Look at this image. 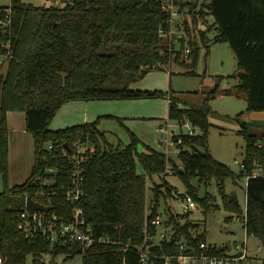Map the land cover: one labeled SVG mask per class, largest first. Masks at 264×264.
Instances as JSON below:
<instances>
[{
    "label": "trees",
    "instance_id": "1",
    "mask_svg": "<svg viewBox=\"0 0 264 264\" xmlns=\"http://www.w3.org/2000/svg\"><path fill=\"white\" fill-rule=\"evenodd\" d=\"M204 2L208 11L202 10L201 17L214 18L218 31L214 42L228 43L236 55L237 73L231 78L238 85L226 90L216 88L206 94L203 106H183L178 98L168 94V119L179 126L188 123L199 131L196 136H174V140L182 141L177 159L183 169H177L172 158L169 162L185 186L186 194L181 197L190 196L205 214L219 206L208 193L200 197V188H207L215 181L224 206L238 210V203L231 202L225 194V181L246 176L247 233L260 240L264 251V134H254L246 122L238 119L240 132L246 139V151L241 174L237 176L210 152L212 125L207 107L217 97L234 95L245 99L249 110L264 112V0ZM0 8L11 9L10 27L0 26V55L7 51L3 44L11 42L10 58L0 74V171L6 179L9 113H25L26 128L34 137L35 148L30 177L22 185L6 187L0 193V257L6 264H26L28 258H32L31 264H47L45 256L49 254L65 257V261L80 255L77 244L51 248L42 239L30 242L17 229L29 196L50 206L49 214L56 212L70 219V205L62 193L70 185L74 167L63 156V149L75 141L87 145L82 164L83 207L94 235L110 237L123 245H142L147 222L150 243L154 244L158 230L152 221L160 216L161 197H171L176 191L166 181L154 186L153 203L148 207L147 179L166 172L165 154L154 150L139 153V139L133 134L128 145L108 143L97 123L56 131L49 129V123L68 102L132 100L159 95L157 91L136 90L131 86L152 71H168L161 65L173 59L159 33L161 28H167L161 0H63L62 7H36L23 0H11L9 6ZM194 15L196 25L198 18ZM185 31L191 36L189 27ZM205 34L200 33L202 40H206ZM206 49L209 52L208 45ZM198 55L196 49L189 57L193 68ZM173 60L177 65L187 64L180 54ZM256 164L258 175L253 174ZM138 165L142 173L138 172ZM185 218V215H169L166 225H174V241L164 240L151 248L156 256L152 264H164L165 255L179 254L177 242L182 235L197 248L199 242L205 241V232L193 239L190 229L198 230L200 224L188 221L181 224L180 220ZM227 250L228 246H224L210 254L224 255ZM82 264H141V261L133 248L125 250V246L99 244L86 252Z\"/></svg>",
    "mask_w": 264,
    "mask_h": 264
},
{
    "label": "rangeland",
    "instance_id": "2",
    "mask_svg": "<svg viewBox=\"0 0 264 264\" xmlns=\"http://www.w3.org/2000/svg\"><path fill=\"white\" fill-rule=\"evenodd\" d=\"M10 2L11 0H0V7L9 6ZM23 2L36 7L49 6L48 4H50H47V0H23ZM50 2L52 4L54 0H50ZM207 26L205 31L207 39L199 42V55L194 68L190 66L191 59L187 60L185 65H177L173 61L161 66L165 70H171L173 75L168 71L156 70L147 74L136 84L143 91H157L159 95L136 100L88 101L89 105L86 107L82 105L78 109V115L82 118L84 115L90 123H97L100 133L104 135V139L108 143L128 145L132 141L133 134L139 139V153L154 150L157 153L165 154V139L171 135V132L178 130V126L168 120L170 104L167 99L168 94L173 92V95L182 102L183 106H203L206 94L213 92L216 88L226 90L238 85V81L231 78L237 73V59L234 51L226 42H214L218 31L212 16L208 17ZM207 45L210 48L209 52L206 49ZM4 70L5 68L2 73ZM190 72H194V75H190ZM207 107L210 110L209 122L212 125L209 131L210 152L215 159L225 164L238 176L242 171V162L246 151V139L240 132L242 127L238 119L252 124V121L256 117H260L259 114L262 112L249 110L247 101L234 95L217 97L209 101ZM62 108L49 123V129L52 131L66 129L71 125L72 112L68 111L69 107ZM250 127L252 126L250 125ZM181 129L183 134H186L188 126L182 125ZM26 133L31 140L30 149L28 151L25 149L19 140V134H16L13 144L10 145L7 179L0 171V193L5 191L6 187L22 185L32 173L35 161L34 137L27 131V128ZM262 144L263 142L259 145ZM170 157L176 163L177 169L180 168L181 163L177 159L175 147L170 149ZM171 169L175 171L174 174ZM169 170L170 174L163 175L161 178L153 176L151 180L147 181L148 207L153 203L152 189L154 186L164 184L166 181L176 190L171 197H161L160 217L163 220H167L171 213L182 214L181 206L184 198L181 197V194H186L185 186L178 177L174 166H169ZM138 172L142 173L140 165H138ZM259 173L260 170L256 164L253 174ZM247 181L246 176L229 178L225 181V194L229 197L237 196L238 210H228L224 206L215 181L207 188H200V197H204L208 193L211 199L216 201L213 203L219 206L218 209L210 210L205 214L204 209L198 205L197 209L190 214L189 220L196 224H202L199 225L198 230L204 229L205 241L209 245L221 248L244 242L246 235L244 223L237 221L234 216L243 215L246 212ZM180 222L184 224L183 219ZM173 228L174 226L168 227V232H173L175 230ZM163 232V228L158 230V235L154 238L156 244L160 243ZM249 245L251 251L254 252V259L262 261L264 251L258 249L262 247L260 240L249 236ZM31 260L32 258H28L29 264H31ZM261 263L257 261L253 264ZM57 264H82V258L77 256L73 260L65 261L63 257H59Z\"/></svg>",
    "mask_w": 264,
    "mask_h": 264
},
{
    "label": "built area",
    "instance_id": "3",
    "mask_svg": "<svg viewBox=\"0 0 264 264\" xmlns=\"http://www.w3.org/2000/svg\"><path fill=\"white\" fill-rule=\"evenodd\" d=\"M204 3V0H161V7L166 14L165 24L167 28H161L159 30V33L160 37L166 40L168 48L167 52L173 59H175L176 56L180 54L182 58H184L185 60H189V57L193 53V51L199 49V42L203 41L200 33L205 32L208 27V17L206 19H203L201 17L202 10L206 12L208 11L206 10V7H204ZM47 4L49 6L62 7L63 0H54L52 4L50 0H47ZM194 13L197 14L196 16L198 18L197 26L194 25L193 22L195 16ZM10 25L11 9L0 8V26L10 27ZM187 27L190 28L191 36H188L185 31ZM195 37H197V40H195ZM192 44H194L195 46H192ZM3 46L7 48V51L5 54L0 55V74L2 73L3 68L6 67L7 60L10 58L11 42L9 41L8 43H4ZM173 59L169 63H172L174 61ZM168 72L172 71L168 69ZM184 125L188 126V131L184 135L196 136L199 134V131L192 125L188 123ZM176 126H178V130L171 132V135L164 141L166 144L165 156L168 161L166 172L161 175H156V177L161 178L163 175L170 174V149L172 150V148L175 147L177 149V154L180 151L182 141L174 140V136H180L183 134V132L181 126L177 124ZM49 149H52V147L50 146ZM86 153L87 145L85 142L81 141H75L67 149H63V156L68 158L74 167L70 185L68 186L67 190L62 193L63 197H65L66 202L70 205V219L66 220L64 215L58 214L56 212H52L51 214H49L51 209L47 213L36 211L30 213L25 205V209L20 215L17 229L30 242H35L39 239H42L46 243H48L51 248L66 247L70 244H77L81 249V253L78 256L80 258H82L86 254V252L91 250L94 246L102 244L108 246H125V250L133 248L139 254L141 264H152L156 256L152 253L151 248H153L156 243H150L152 237L147 233V222L145 223V238L142 245H132L130 243L123 245L121 242H117L110 237H96L94 235L93 227L88 222L86 211L83 207L85 191L84 169L82 167V164L85 161ZM180 168L183 169L181 164ZM172 173L174 174L175 171L172 170ZM41 195H44V193H41ZM52 195H55V193H53ZM197 206L198 204L190 196H185L181 206L182 214H179L185 216L188 214V217L184 219V224L187 221L195 223L194 221H191L189 219L190 214L197 209ZM234 217L237 221H243L244 223L246 235L243 243L229 245L228 250L224 255H215L210 254V251H213L214 249L218 250L219 248H217L216 246L209 245L206 241H201L198 243L197 248L195 247V245L185 240L184 236L182 235L181 239L177 242V245L180 249L179 254L165 255L163 257L164 264H253L257 261L262 262L261 260L254 259V252L250 249L249 235L246 228L247 210L245 214L235 215ZM167 220H163L159 216L155 221H152V225H154L157 230H159L160 228H163L164 230V232L161 234L160 242L164 240L174 241L173 236L176 234V229L174 227L173 230H175L169 233L167 228H171V226L174 225H166ZM204 232V229H190V233H192V237L194 240ZM258 249L259 251L261 249L263 250V247H259ZM51 256V254L45 256V261L47 264H49ZM59 257H56V261ZM0 264H6L5 259L2 257H0ZM26 264L29 263L27 262Z\"/></svg>",
    "mask_w": 264,
    "mask_h": 264
},
{
    "label": "crops",
    "instance_id": "4",
    "mask_svg": "<svg viewBox=\"0 0 264 264\" xmlns=\"http://www.w3.org/2000/svg\"><path fill=\"white\" fill-rule=\"evenodd\" d=\"M137 83L133 84L131 86V88L136 89V90H141L138 86H136ZM171 94L173 95V92H171ZM141 99H144V98H141ZM132 100H136V99H132ZM82 105L84 107H86L87 105H89V103L87 101H72V102L66 103L63 106L62 109H66V107H69L68 111L72 112L71 113V119H70L71 125H69L66 128L90 123L89 120L86 117H84V115H83V118L80 117V115H78V109L80 107H82ZM169 110H170V104H169ZM169 110H168V117H169ZM259 115H261V116L256 117V119L252 121V124H250L248 122H246V123L249 126L250 125L252 126V127H250V129L254 134L261 136L262 134H264V113L262 112ZM8 126H9V160H10V145L13 144L16 134H19V140L27 151L30 149V141L31 140H30L28 134L26 133L25 113H21V112L9 113L8 114Z\"/></svg>",
    "mask_w": 264,
    "mask_h": 264
},
{
    "label": "water",
    "instance_id": "5",
    "mask_svg": "<svg viewBox=\"0 0 264 264\" xmlns=\"http://www.w3.org/2000/svg\"><path fill=\"white\" fill-rule=\"evenodd\" d=\"M259 144H261V141L259 142ZM91 146V144H89V147ZM66 148H68V144L65 145ZM229 200L231 202H234V203H238V199H237V196L236 195H232L230 196ZM26 208L27 210L30 212V213H33L34 211L36 212H49L51 207L50 206H46L44 204H41L39 202H36L35 200H33L32 197H27L26 199ZM186 217H188V214L186 215ZM173 241V240H172ZM49 264H57V261H56V255H52L50 260H49Z\"/></svg>",
    "mask_w": 264,
    "mask_h": 264
}]
</instances>
